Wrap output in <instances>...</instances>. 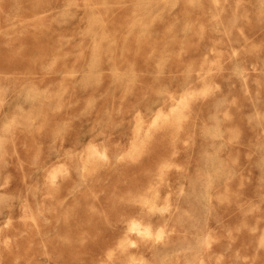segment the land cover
I'll list each match as a JSON object with an SVG mask.
<instances>
[{
    "label": "rangeland",
    "instance_id": "374dc122",
    "mask_svg": "<svg viewBox=\"0 0 264 264\" xmlns=\"http://www.w3.org/2000/svg\"><path fill=\"white\" fill-rule=\"evenodd\" d=\"M0 264H264V0H0Z\"/></svg>",
    "mask_w": 264,
    "mask_h": 264
},
{
    "label": "bare ground",
    "instance_id": "6f19581e",
    "mask_svg": "<svg viewBox=\"0 0 264 264\" xmlns=\"http://www.w3.org/2000/svg\"><path fill=\"white\" fill-rule=\"evenodd\" d=\"M148 132V131H147ZM102 155H104L105 152H100ZM100 155V154H99ZM132 225L139 229V222L137 220H132Z\"/></svg>",
    "mask_w": 264,
    "mask_h": 264
}]
</instances>
